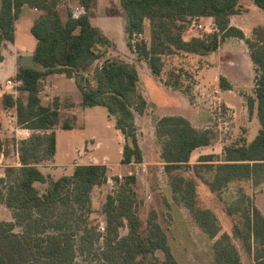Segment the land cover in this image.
Returning a JSON list of instances; mask_svg holds the SVG:
<instances>
[{
	"label": "trees",
	"instance_id": "obj_1",
	"mask_svg": "<svg viewBox=\"0 0 264 264\" xmlns=\"http://www.w3.org/2000/svg\"><path fill=\"white\" fill-rule=\"evenodd\" d=\"M68 1H76L81 9L69 10L64 19L61 6ZM253 1L264 10V0ZM240 2L121 0L126 45L137 54L136 61L130 62L119 56L107 57L113 41L90 17L97 0H0V60L4 43L15 42L16 22L28 7L39 12L31 33L37 40L33 60L41 67H20L15 74L14 78L22 82L20 89L27 93L26 100L13 93L1 97L3 108L14 111L18 125L32 133L17 143L20 165L6 167L5 176L0 177V203L12 215L11 221H0V264H81L79 256L93 257L100 245L103 264H158L159 250L165 255L161 264H181L157 221L156 211L150 213L146 230L143 229L136 174L126 176L121 183L116 179L118 185L108 193L102 207L106 223L101 232L91 221L92 193L95 187L108 184V167L77 165L72 175L58 179L42 171L41 166L53 162L57 154L54 128L62 121L59 98L45 104L41 97L43 81L54 74L75 80L84 109L107 108L125 138L121 163L142 164L144 153L136 117L146 112L149 103L139 89L137 63L146 62L152 75L166 87L188 92L187 71L182 67L167 71L170 57L207 55L229 38L245 40L255 72L254 93L248 96L247 104L250 115H257L258 133L250 142L240 138L226 145L223 159L206 155L199 161L203 168L215 169L213 179L205 182L214 193H221L235 182L249 181L254 187L264 184V25L255 27L249 38L243 30L231 26V18L242 11ZM201 17L213 19L214 33L186 41L184 33L194 19ZM146 21L150 23L149 42L142 39ZM101 59L105 60L92 71ZM220 81L222 89L233 88L225 77ZM72 126V120L67 119L62 129L70 130ZM156 136L167 172L190 165L196 149L219 141L217 132L199 130L187 118L177 115L160 118ZM10 145L0 139V153L3 146ZM37 183L47 184L45 193L40 192ZM171 186L174 198L190 211L196 224L211 239L219 237L213 243L214 264H243L236 241L256 264H264V215L250 197L241 192L227 208L230 216L239 215L243 223L235 222L232 236L220 235L218 218L202 206L197 183L177 175ZM123 229L126 234H122ZM149 256L153 261L147 263Z\"/></svg>",
	"mask_w": 264,
	"mask_h": 264
},
{
	"label": "rangeland",
	"instance_id": "obj_2",
	"mask_svg": "<svg viewBox=\"0 0 264 264\" xmlns=\"http://www.w3.org/2000/svg\"><path fill=\"white\" fill-rule=\"evenodd\" d=\"M71 2L68 1L61 6L64 19L67 18L69 10L80 7ZM240 6L242 11L235 16L233 25L242 27L246 37L249 38L252 36L253 29L259 26L258 24L264 25V10L258 7L253 0H241ZM90 17L92 23L100 27L113 41V46L109 48L107 57L119 56L130 62L136 61L137 54L131 52L126 45L125 12L121 6V0H97ZM32 24L33 14L28 12H25L22 18L16 22V43L7 46L8 65L10 64L11 68L25 67L33 59L31 54L35 49L37 40L31 33ZM215 27L212 22L201 21L200 18H197L193 20L189 29L184 33V37L187 39L205 37L214 33ZM142 39L150 41L149 21H146V30ZM104 60L101 59L96 62L92 71L96 65H101ZM34 63L36 62L34 61ZM36 64L38 65V63ZM137 65H139L140 74L139 89L149 103L146 112L143 115H138V125L141 130L139 138L145 150L147 161L146 165L135 166L133 171L137 177L135 190L139 201L138 211L144 223L143 229L146 230L150 213L156 211L157 221L167 233L173 253L181 264H214L213 243L219 237L211 239L196 224L190 211L174 198L171 186L172 179L179 175L194 180L197 183L202 206L211 209L218 218L221 227L220 235L228 233L231 236L235 222L242 225L243 220L239 215L230 216L227 208L241 192H244L264 215V184L260 187H254L249 181L235 182L219 194L212 192L205 182L213 179L215 169L201 166L199 160L203 156L200 154L202 150L194 154L193 164L182 166L173 172H167L160 158L161 143L156 136V124L160 117L166 114L183 113L196 116V126L199 130L211 129L219 134V141H221L219 146L203 150V152L208 153L206 155L214 156V160L225 157L224 148L222 149V156L216 154L221 147H225L240 138H246L249 142L252 141L258 133L260 124L256 113L250 115L247 104L248 96L254 93L255 76L248 46L245 40L232 37L227 39L226 43L224 42L217 51L207 55L177 54L170 57L167 61V71L171 68L179 69L182 67L185 69L187 71L185 86L190 87V89H185L188 92L172 89L179 94L173 93L172 96L168 97L162 96L158 92L151 95L154 88L157 87H151L153 84H158V86L167 89L171 88L163 85L157 77L153 78L154 81L151 79L152 73L146 62H138ZM200 71L202 72L200 73ZM14 77L11 76L7 79L16 80ZM221 77H225L227 82L233 83L231 91L224 92L222 90L220 86ZM52 79L53 77H51ZM57 84L59 91L67 92L71 95L72 101H75V104L61 102L62 121L54 128L57 131L58 140L57 162L69 165L82 162L78 157H75L76 152L79 150L78 153L84 155L86 147L87 149L95 148L96 151L92 154L102 161L105 156H108L109 162L115 167V170L109 174L112 181L104 187H95L92 193L93 212L91 221L100 227L101 232H104L102 227L105 228L106 217L102 212V207L106 201V196L115 191L118 182H123L128 176L126 175L127 172L122 173L123 179L117 175L118 171L124 170L120 164L123 158L120 134L111 121L107 108L98 106L85 112L82 105L78 103L81 93L73 81L62 78L58 80ZM20 87L17 86L14 89L5 87V90L7 93H13L26 100L27 93L22 91ZM179 95L185 97L189 105H181ZM41 97L45 104L53 103L57 98L54 95V82L43 83ZM70 104L73 106L70 107ZM0 108H2L1 99ZM161 108L166 109L162 110ZM11 112L14 113L12 110ZM67 119L72 120L73 126L70 130H63L62 124ZM5 133V138L7 137L11 142L9 161L5 165H13L17 163V158L16 147L12 144L26 136L22 133L17 134L14 131H9V129ZM93 137L97 139L95 142L92 141ZM98 141L103 143L102 148L100 146L96 148ZM51 164L52 162H47L41 166L45 174L52 171L56 178H60L64 173L66 175L71 174V168L55 171ZM37 187L41 193H45L47 190V184L37 183ZM2 220L11 221L12 215L0 203V221ZM126 233L127 230L123 229L122 234ZM235 243L243 264H256L244 246L238 241ZM100 246H97L93 257L79 256L80 263L103 264ZM156 257L158 264L163 263L165 255L162 251H157ZM151 260L152 258L149 256L147 263H150Z\"/></svg>",
	"mask_w": 264,
	"mask_h": 264
},
{
	"label": "crops",
	"instance_id": "obj_3",
	"mask_svg": "<svg viewBox=\"0 0 264 264\" xmlns=\"http://www.w3.org/2000/svg\"><path fill=\"white\" fill-rule=\"evenodd\" d=\"M71 2V1H70ZM69 2V3H70ZM71 3H75V4H78L76 1H73V2H71ZM78 6H79V4H78ZM25 10H27V11H25ZM75 10V9H74ZM25 12L27 13H31V14H33V22H34V20L39 16V12L38 11H36V10H34V9H31V8H29L28 9V7H25L24 8V10H23V13H22V15H21V17H20V19L22 18V16L25 14ZM234 18H235V16H233L232 18H231V26H234V27H237V28H239V29H243L242 27H240V26H235V25H233V21H234ZM19 19V20H20ZM200 20L201 21H206V22H212L213 24H214V21H213V19L212 18H208V17H201L200 18ZM215 25V24H214ZM258 25H260V24H258ZM244 30V29H243ZM244 32V31H243ZM246 35V34H245ZM185 36V35H184ZM247 36V35H246ZM17 38V37H16ZM16 38H15V42L14 43H4V45H3V47H2V51H1V54H2V57H3V59L2 60H0V99H1V97H2V95L3 94H6L7 92H6V85H5V83H6V81L8 80L7 78H9V77H11V76H15V74L18 72V70H19V68H11V66H10V64L8 65V53H7V46H10V45H12V44H15L16 43ZM184 39L186 40V41H188V40H190V39H187V38H185L184 37ZM226 43V42H225ZM34 51V50H33ZM19 54V53H18ZM31 56L33 57V52H32V54H31ZM139 66V65H138ZM25 67H34V68H37V69H40L41 67H40V65H37L36 63H34V61H33V59H31V62H30V64H28V65H26ZM202 71H200V73H201ZM152 77H151V79H153L155 76H153V75H151ZM51 77H53V79L51 80ZM62 78H66V79H69V80H71V81H73L74 83H75V80L74 79H70V78H67L65 75H63V74H54V75H51V76H49V77H47L44 81H43V83H45V82H49V81H52V82H54V95L57 97V98H59V100H60V102H62V103H64V102H68V103H74L75 104V101L73 102L72 101V98H71V95L70 94H68L67 92H65V91H63V90H61V91H59V86H58V84H57V82H58V80L59 79H62ZM153 81H154V79H153ZM76 84V83H75ZM230 84H233V83H230ZM154 87V86H157L156 88H154V90H153V92H152V94L151 95H153V94H155L156 92H158L160 95H162V96H172V94L174 93V94H179L177 91H173L172 89H167V88H165V87H162V86H158V84H153V85H151V87ZM233 86V85H232ZM79 90V89H78ZM224 92H226V91H231L232 89H230V90H224V89H222ZM150 93H151V90H150ZM174 96V95H173ZM178 96V95H177ZM179 102L181 103V105H183V104H187V105H189V103H188V100L185 98V97H182V96H180L179 95ZM162 101V100H161ZM81 102H82V95H80V99L78 100V103L79 104H81ZM164 102V101H163ZM162 102V103H163ZM61 103V104H62ZM71 105V104H70ZM93 108H96V107H93ZM93 108H86L85 109V112H87L86 110H88V109H93ZM162 110H165L166 108H161ZM196 112V111H195ZM11 114H15V112L13 113V112H11V110H7V109H4L3 108V106H2V108H0V139L2 140V141H5V140H7V141H9L8 139H7V137L5 138V132H6V130H8L9 129V131H14L15 133H17V134H20V133H22V134H25V138L24 139H26V138H28L30 135H31V131L30 130H28V129H24V128H22V127H20L18 124H17V128L15 127H12V125L10 124V119H9V117L11 116ZM172 115H179V116H183V117H185V118H187L192 124H193V126L194 127H196L197 128V126H196V116H192V115H187V114H183V113H175V114H166V115H163V116H161L160 118H162V117H164V116H172ZM138 118H139V116H137L136 117V124H137V126H138V135H139V137H140V135H141V130H140V128H139V125H138ZM110 119H111V121L113 122V124L115 125V120L112 118V117H110ZM198 129V128H197ZM30 132V133H29ZM118 132H119V134H120V141H121V143H122V148H121V153H122V155H123V146H124V144H125V138H124V136H123V134L118 130ZM97 139L96 138H92V141L93 142H95ZM18 141H20V140H18ZM18 141H16V143H14V145H12V146H14V147H16V158H17V163L16 164H13V165H16V166H19L20 165V162H19V155H18V150H17V143H18ZM139 143H140V146H141V148H142V150H143V153H144V162L142 163V164H123V163H120L121 164V166L124 168V170L123 171H118V176L119 177H123L122 176V173H125V172H127L126 173V175H132L134 172V168H135V166H137V165H146V155H145V150L143 149V147H142V145H141V142H140V138H139ZM221 143V141H218L216 144H214V145H211V146H205V147H201V148H198V149H196L194 152H193V154H192V158H191V162H190V164H193V158H194V154L197 152V151H199V150H202L201 152L202 153H200V154H202L203 156H205L206 154H208V153H205V152H203V150H207L209 147H213V146H216L217 147V145L219 146V144ZM92 145V144H91ZM100 146V148H102L103 147V143L101 142V141H98L97 142V144H96V148H98ZM8 148V149H7ZM224 147H221V149H220V151L218 152V153H216V154H219V155H221L222 156V149H223ZM9 149H10V147H5V146H3V150H2V152L0 153V177H4V175H5V168L7 167V166H11V165H5L6 163H8V161H9V155H10V152H7V150L9 151ZM96 151V149L95 148H93V149H87L86 147H85V149H84V155H81V153H78V152H80L79 150L76 152V156L75 157H78V159L80 160V161H82V162H80V163H77V164H71V165H69V164H65V163H58L57 162V159H58V140H57V154H56V156H55V158H54V161L52 162V166L54 167V170L56 171H58V170H60V169H62V168H64L65 170H68L69 168H71V174H69L68 173V175H72L73 174V171H74V168L77 166V165H86V164H102V165H106L107 167H108V169H109V174L111 173V171H113V170H115V167L109 162L110 160H109V157L108 156H105L104 158H103V161L102 160H100V158H98L97 156H95L94 154H92V152H95ZM160 155H161V152H160ZM86 160H88V161H86ZM122 161V160H121ZM49 174H51L55 179H58V178H56V176H55V174H53L52 173V171L51 172H49ZM64 175H66V173H64L63 174V176ZM62 177V176H61ZM112 181V178L110 177V175H109V182H111ZM108 182V183H109ZM102 187H104V186H102ZM7 221H9V220H7Z\"/></svg>",
	"mask_w": 264,
	"mask_h": 264
},
{
	"label": "built area",
	"instance_id": "obj_4",
	"mask_svg": "<svg viewBox=\"0 0 264 264\" xmlns=\"http://www.w3.org/2000/svg\"><path fill=\"white\" fill-rule=\"evenodd\" d=\"M79 9H80V7L79 8L77 7L75 10H79ZM5 85H6L7 89H14V88H17V86L20 87L22 85V82L18 81V80L9 79L6 81ZM9 119H10V124L12 125V127L17 128L18 123H17L16 114H11ZM120 178H122V177H120ZM102 230H104V227H102Z\"/></svg>",
	"mask_w": 264,
	"mask_h": 264
}]
</instances>
